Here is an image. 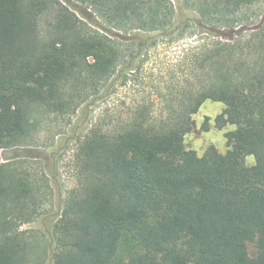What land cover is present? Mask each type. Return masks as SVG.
Returning <instances> with one entry per match:
<instances>
[{
	"label": "trees",
	"instance_id": "16d2710c",
	"mask_svg": "<svg viewBox=\"0 0 264 264\" xmlns=\"http://www.w3.org/2000/svg\"><path fill=\"white\" fill-rule=\"evenodd\" d=\"M75 1L133 35L103 33L69 0H0V150L11 149L10 159L40 156L25 146L34 142V109L71 113L112 80L138 81L156 38L175 31L164 0ZM185 1L200 10L197 26L223 41L191 55L193 82L159 114L149 91L123 119L98 122L79 140L50 264H264V23H230L259 0ZM205 100L224 105L215 127L234 125L224 153L184 145ZM19 164L0 157V264L35 263L19 227L38 215L45 190Z\"/></svg>",
	"mask_w": 264,
	"mask_h": 264
},
{
	"label": "rangeland",
	"instance_id": "374dc122",
	"mask_svg": "<svg viewBox=\"0 0 264 264\" xmlns=\"http://www.w3.org/2000/svg\"><path fill=\"white\" fill-rule=\"evenodd\" d=\"M164 2L170 9L169 29L175 31L170 37L156 38V46L149 51L138 81L120 85L116 79L112 80L111 88L101 87L99 96L80 104L71 113L58 114L43 111L41 108L34 109V142L25 146L36 149L37 153H40L39 157L27 158L28 160L10 159L11 149L0 150L2 163L15 160L30 172L35 171L45 190L38 215L19 227L31 242V253L35 259L33 264H50L54 249L51 226L59 217L63 198L76 182L74 155L79 140H82L90 128L98 122L110 126L114 125L117 119H123L129 111L127 108L129 102L132 99L140 101L149 91L150 98L155 104L154 112L159 114L162 102L174 99L176 90L182 84L186 86L193 82L196 71L189 64L191 55L199 51L204 44L211 45L223 41L197 26V23H205L201 19L198 7L188 4L185 0H164ZM67 5L79 17L84 13L93 23H98L100 25L98 29L103 33L112 37L133 35L131 30L127 33L109 28L104 24L107 22L92 8L86 9L75 0H69ZM237 13L238 20L230 22L236 29L243 23L248 24V27L264 23V0L243 6ZM249 35L250 32H245L241 40ZM136 90L139 92L135 93ZM223 107V103L218 101L202 102L198 111L192 115L194 129L184 136L186 148L195 150L198 155H202L210 145L220 153L226 151L224 134L234 129V125L227 124L223 128L214 126V117ZM205 117H209V128L203 131L200 127ZM253 163L252 155L244 158L245 165ZM247 249L253 254L254 244L248 242Z\"/></svg>",
	"mask_w": 264,
	"mask_h": 264
}]
</instances>
